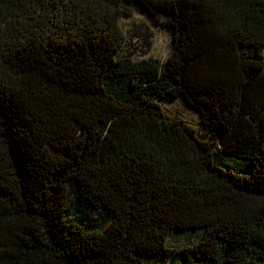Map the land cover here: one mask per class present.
<instances>
[{
  "label": "trees",
  "instance_id": "obj_1",
  "mask_svg": "<svg viewBox=\"0 0 264 264\" xmlns=\"http://www.w3.org/2000/svg\"><path fill=\"white\" fill-rule=\"evenodd\" d=\"M128 1L164 61L116 57ZM263 49L264 0H0V264H159L192 229L181 264H264Z\"/></svg>",
  "mask_w": 264,
  "mask_h": 264
},
{
  "label": "rangeland",
  "instance_id": "obj_2",
  "mask_svg": "<svg viewBox=\"0 0 264 264\" xmlns=\"http://www.w3.org/2000/svg\"><path fill=\"white\" fill-rule=\"evenodd\" d=\"M127 4L132 8V13L119 19L125 40L116 52V57H128L133 62L147 58L164 61L171 48V30L160 22L152 21L135 3L128 1ZM160 106L167 118L192 126L197 135L203 139L209 137V132L200 125L197 112L181 100H161ZM198 237L199 232L195 229L170 231L165 242L167 245L165 254L158 257L135 255L148 263L181 264L183 256L180 254V249L194 243ZM196 262L200 263V260Z\"/></svg>",
  "mask_w": 264,
  "mask_h": 264
}]
</instances>
